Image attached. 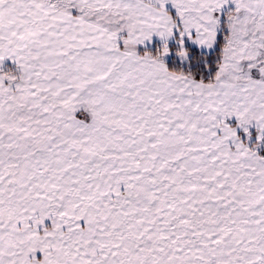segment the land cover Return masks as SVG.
<instances>
[{
    "label": "snow or ice",
    "instance_id": "6c2138e0",
    "mask_svg": "<svg viewBox=\"0 0 264 264\" xmlns=\"http://www.w3.org/2000/svg\"><path fill=\"white\" fill-rule=\"evenodd\" d=\"M0 264H264V0H0Z\"/></svg>",
    "mask_w": 264,
    "mask_h": 264
}]
</instances>
